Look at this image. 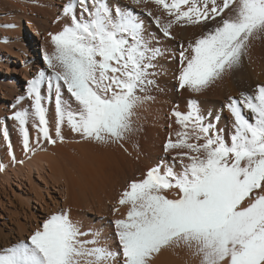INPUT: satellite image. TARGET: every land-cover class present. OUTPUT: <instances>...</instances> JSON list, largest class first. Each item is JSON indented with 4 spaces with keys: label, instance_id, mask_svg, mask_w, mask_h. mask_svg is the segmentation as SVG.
Here are the masks:
<instances>
[{
    "label": "snow or ice",
    "instance_id": "1",
    "mask_svg": "<svg viewBox=\"0 0 264 264\" xmlns=\"http://www.w3.org/2000/svg\"><path fill=\"white\" fill-rule=\"evenodd\" d=\"M149 3L169 17H154L165 37L174 38L176 25H211L179 54V87L195 94L237 69L252 42L264 39V0H131ZM61 19L67 22L49 33L53 50L43 56L51 74L41 70L28 80L4 123H15L25 152L33 151L29 123L37 144L63 142L67 126L86 142L123 147L136 110L151 99L153 61L163 53L142 18L111 0H68ZM225 107L232 118L227 137L205 122L195 100L185 113L173 110L182 131L164 150H182L180 170L152 167L120 193L113 212L127 211L114 221L118 251L102 244L98 232L82 231L66 209L44 219L26 241L0 249V264H152L173 247L191 251L200 264H264V84L229 97ZM0 138L11 149L6 126Z\"/></svg>",
    "mask_w": 264,
    "mask_h": 264
},
{
    "label": "bare ground",
    "instance_id": "2",
    "mask_svg": "<svg viewBox=\"0 0 264 264\" xmlns=\"http://www.w3.org/2000/svg\"><path fill=\"white\" fill-rule=\"evenodd\" d=\"M67 2L0 0V130L7 127L11 145L10 149L9 142L0 138V165L5 169L0 172V219L9 221L6 227L11 225L9 230L16 234V241L28 238L51 214L70 209L71 218L82 231L98 232L102 244L118 251L114 221L123 218L127 211L120 208L113 212L119 207L120 193L132 180L143 179L152 167L173 166L180 170L177 153L182 150H164L165 143L169 139L176 141V133L182 131L173 110L185 113L188 102L195 100L205 122L210 119L227 137L232 131V118L225 107L228 98H239L242 92L251 94L257 85L264 84V39L252 42L249 55L237 69L195 94L179 87V54L182 45L186 47L211 25H176L172 29L174 38H168L154 22L156 16L162 22L169 19L162 8L152 3L137 7L131 0H111L142 18L152 46L163 53L153 61L156 67L152 71L157 74L152 77L155 84L147 92L151 99L136 110L133 133L123 147L100 146L82 140L65 126L61 131L63 142L48 144L41 140L37 144V133L29 123L33 151L25 152L15 123L7 120L5 124L4 120L13 111L9 107L13 97L26 95L32 75L41 70L51 72L43 56L53 50L49 33L60 31L67 22L58 21ZM149 11L151 16L147 15ZM21 89L25 92H20ZM64 95L68 98L66 90ZM51 135L56 139L54 129ZM168 195L174 198L176 190ZM5 247L9 244L3 242ZM152 264H200V261L191 251L173 247L162 250Z\"/></svg>",
    "mask_w": 264,
    "mask_h": 264
},
{
    "label": "rangeland",
    "instance_id": "3",
    "mask_svg": "<svg viewBox=\"0 0 264 264\" xmlns=\"http://www.w3.org/2000/svg\"><path fill=\"white\" fill-rule=\"evenodd\" d=\"M47 74H51L50 71L47 72ZM36 76V75H35ZM34 75H32L31 78L35 77ZM15 90V89H13ZM20 92H25L24 89L19 90ZM18 91V92H19ZM16 96L13 97V99L15 100ZM23 107H27V104L22 105ZM6 223V224H5ZM9 223V221H4L0 219V249H3V242L4 243H8L9 246L21 241V240H27V237L21 240H16L17 238L16 234L14 232H12L11 230H9V227H11V225H9L8 227H6V225Z\"/></svg>",
    "mask_w": 264,
    "mask_h": 264
}]
</instances>
